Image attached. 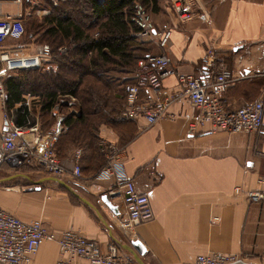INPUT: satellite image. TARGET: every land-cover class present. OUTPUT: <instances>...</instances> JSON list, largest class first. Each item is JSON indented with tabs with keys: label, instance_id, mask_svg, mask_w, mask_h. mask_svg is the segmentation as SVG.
Segmentation results:
<instances>
[{
	"label": "crops",
	"instance_id": "crops-1",
	"mask_svg": "<svg viewBox=\"0 0 264 264\" xmlns=\"http://www.w3.org/2000/svg\"><path fill=\"white\" fill-rule=\"evenodd\" d=\"M175 1L159 0L158 11L150 9L156 29L172 32L166 48L148 43L154 47L152 54L172 59L166 87L179 89L177 78L181 74L211 72L202 65V58L213 49L237 77L248 76L229 90L227 98L233 106L258 99L264 91V77L257 76L264 67V0H185L191 11L200 9L207 15L188 20L177 15ZM46 11L36 9L35 17L43 19L50 14ZM3 12L25 17L31 10L5 4ZM137 70L138 66L120 76L135 81ZM36 98L39 105L40 98ZM34 103L28 109L27 124L41 118ZM73 108L76 111L79 107ZM5 112L0 103V132L5 128ZM10 113L19 121L17 113ZM199 115V109L183 99L155 125L140 119L99 127L102 140L125 148L126 170L138 190L148 196L154 212V219L138 226L133 236L125 230L122 197L111 195L113 182L96 179L103 158L89 147L78 148L82 151L78 163L83 177L79 181L72 175L77 149L71 146L58 156L67 169L61 179L87 203L48 180L51 176L43 168L28 165L18 171L7 166L8 175L1 181L22 185L15 191L0 190V209L25 221L43 218L51 232L74 229L98 242L103 251L115 244L124 256L133 259L127 248L140 241L146 248L144 264H192L200 255L215 253L238 256L248 264H264V200L251 203L235 192L237 187L256 189L264 177V133L219 131L190 136L189 123ZM59 186L76 201L61 194ZM106 195L117 211L103 202ZM60 258L58 244L46 241L31 264H56Z\"/></svg>",
	"mask_w": 264,
	"mask_h": 264
},
{
	"label": "built area",
	"instance_id": "built-area-1",
	"mask_svg": "<svg viewBox=\"0 0 264 264\" xmlns=\"http://www.w3.org/2000/svg\"><path fill=\"white\" fill-rule=\"evenodd\" d=\"M65 0H51L57 7ZM25 0H0V103L7 111L3 116L5 128L0 132V170L4 167L21 169L32 165L43 170L51 177L62 178L67 174L66 165L58 158L56 146L66 130L64 121L66 115L61 112L60 104L53 112L56 122L53 127L44 132L40 123H28L19 127L10 112L18 108L31 109L33 101L37 100L31 94L14 110L8 111V94L5 80L14 73L40 69L52 61V49L48 44L33 45L32 50H24L19 42L25 36L23 15L4 14L5 4L22 7ZM174 9L182 20L202 14L200 9L194 12L185 3L177 0ZM209 18V17H207ZM131 23L137 28L135 37L140 43H152L158 48H166L171 39V31H158L152 14L141 2L133 4ZM11 44V45H8ZM75 48L72 42L59 49L61 55ZM217 63V65H216ZM172 59L167 55H147L138 62L136 80L125 87L126 102L122 112L125 121L145 119L150 125H155L167 115L168 109L183 99L199 109L200 115L194 118L188 127L190 136L201 132H226L229 134H262L264 133V91L260 97L247 101L239 107L233 106L227 94L240 79L248 76H236L224 60H219L213 49L207 50L202 58V65L211 69L202 76L181 74L178 76L179 89L170 91L165 80L172 72ZM217 67V69H216ZM215 68V69H214ZM264 77V67L257 74ZM77 99L65 96L61 104H76ZM70 112L77 114L73 107ZM105 154V165L96 174V179L112 181L114 190L111 195L122 197L127 221L125 230L133 236L138 226L154 219V212L148 196L140 192L135 181L129 176L125 164V148L115 143L102 140L100 143ZM77 162L72 175L76 181L81 180L82 170L78 161L82 151H75ZM3 181L0 180V186ZM19 190L20 187H7ZM237 194H243L251 203L264 200V177L258 181L254 190L235 189ZM46 241L58 244L60 260L56 264H138L133 258L124 256L119 247L110 244L103 251L98 242L90 240L74 229L61 232L49 231L41 220L25 221L10 212L0 209V264H31ZM192 264H248L238 256L215 253L200 255Z\"/></svg>",
	"mask_w": 264,
	"mask_h": 264
},
{
	"label": "trees",
	"instance_id": "trees-1",
	"mask_svg": "<svg viewBox=\"0 0 264 264\" xmlns=\"http://www.w3.org/2000/svg\"><path fill=\"white\" fill-rule=\"evenodd\" d=\"M32 1L25 0V9L31 7ZM136 1L148 10L158 11L159 0H65L57 7L51 0H39V7L48 8L50 14L43 19L23 17L22 40L48 44L53 57L51 63L40 69L14 73L5 80L7 109L14 110L26 94L39 97L37 106L44 119L42 130L47 132L56 122L53 109L60 104L67 130L57 143V156L71 146L93 148L103 158L101 170L106 158L100 145L99 127L128 122L122 119L125 87L134 81L122 80L120 75L135 71L138 62L151 55L154 48L135 37L137 28L130 20ZM27 23L35 26L34 33ZM71 42L75 48L61 55L59 49ZM65 96L75 97L76 104H61ZM76 105L78 113L72 114L70 108ZM16 113L17 126H26L28 108H18Z\"/></svg>",
	"mask_w": 264,
	"mask_h": 264
},
{
	"label": "rangeland",
	"instance_id": "rangeland-1",
	"mask_svg": "<svg viewBox=\"0 0 264 264\" xmlns=\"http://www.w3.org/2000/svg\"><path fill=\"white\" fill-rule=\"evenodd\" d=\"M40 2H39V0H38V7H37V3H36V1L34 2V0L32 1V3H31V7L30 8H27V9H30L31 10V13H29L30 15L29 16H34L35 17V10L37 9L38 10V8L39 9H41L40 7ZM48 12L50 11V10H48V8H45ZM46 11V12H47ZM25 18V17H24ZM30 22V21H29ZM32 24H34V23H32ZM27 28L28 29H30V31L32 32V33H34V28H35V26L34 25H32L31 26V24H29V23H27ZM8 45H11V44H8ZM35 46V45H38V44H36V43H33V42H31V41H28L27 40V38L25 39V40H21L20 42H19V46H23V48H24V50H27V51H30V50H32V46ZM70 75H72V74H70ZM250 101H252V100H250ZM33 102H35L34 104L35 105H38L37 104V101L36 100H34ZM38 121H39V123H40V125H41V129H44V128H42V125H43V122H44V119H42V118H39L38 119ZM39 168V167H38ZM7 172V169H6V167H4V168H2V170H0V180L2 179V178H4V177H6L8 174L6 173ZM13 172H15V171H13ZM26 182V181H25ZM2 185L0 186V190L1 191H6V190H13V189H7V187H19L20 185H22V183H19V184H15V186H13L14 184H12V185H9L8 183H5V182H2L1 183ZM56 184V183H55ZM58 189H59V192H61V194H64V196H69V197H71V199L74 201L75 199L73 198L74 196H72L70 193H68L63 187H58ZM22 190V189H21ZM15 191V190H14ZM8 192V191H7ZM76 201V200H75ZM43 219V218H42ZM41 218L39 219V220H41V221H43Z\"/></svg>",
	"mask_w": 264,
	"mask_h": 264
},
{
	"label": "water",
	"instance_id": "water-1",
	"mask_svg": "<svg viewBox=\"0 0 264 264\" xmlns=\"http://www.w3.org/2000/svg\"><path fill=\"white\" fill-rule=\"evenodd\" d=\"M48 180H51V181L63 186L68 192L72 193L74 196L83 200V198L78 196L64 180L57 178V177H50V178H48ZM102 200L108 206V208L110 210H112L114 212L117 211V208L112 204L111 199L107 195L104 196L102 198ZM83 201L86 202L85 200H83ZM127 249H128V251H130L133 254V256H134V258L138 264H144V262L142 260V256L145 255L146 248L143 245V243H141L140 241H136V242L132 243L131 248H127Z\"/></svg>",
	"mask_w": 264,
	"mask_h": 264
}]
</instances>
